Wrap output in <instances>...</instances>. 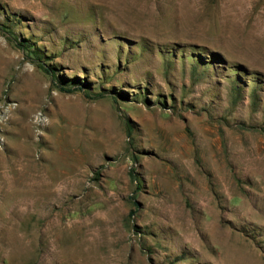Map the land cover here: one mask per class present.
Masks as SVG:
<instances>
[{
	"label": "rangeland",
	"instance_id": "rangeland-1",
	"mask_svg": "<svg viewBox=\"0 0 264 264\" xmlns=\"http://www.w3.org/2000/svg\"><path fill=\"white\" fill-rule=\"evenodd\" d=\"M0 264H264V0H0Z\"/></svg>",
	"mask_w": 264,
	"mask_h": 264
},
{
	"label": "trees",
	"instance_id": "trees-1",
	"mask_svg": "<svg viewBox=\"0 0 264 264\" xmlns=\"http://www.w3.org/2000/svg\"><path fill=\"white\" fill-rule=\"evenodd\" d=\"M19 44L22 46L23 49H24L23 46H25V50L28 47L27 41L25 42V44L22 42H20ZM30 50L36 55V57L33 59V62L38 67L42 68L45 72L49 73L54 78V80L56 81V85L58 86L60 90L65 91V92H73L74 90H81V91H84L86 94H89L88 93L89 87H87L86 83L81 82L78 77L71 79V82L68 84L66 82L65 83L62 81L60 82V77L55 71V68H53L52 66L46 65V63L43 61L41 52L36 49L34 51L32 49ZM131 177L133 179H136V174L134 173V170L131 171Z\"/></svg>",
	"mask_w": 264,
	"mask_h": 264
},
{
	"label": "bare ground",
	"instance_id": "bare-ground-1",
	"mask_svg": "<svg viewBox=\"0 0 264 264\" xmlns=\"http://www.w3.org/2000/svg\"><path fill=\"white\" fill-rule=\"evenodd\" d=\"M187 2V1H186Z\"/></svg>",
	"mask_w": 264,
	"mask_h": 264
}]
</instances>
